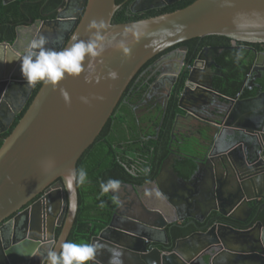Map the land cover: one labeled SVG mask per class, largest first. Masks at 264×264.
<instances>
[{"label": "water", "instance_id": "1", "mask_svg": "<svg viewBox=\"0 0 264 264\" xmlns=\"http://www.w3.org/2000/svg\"><path fill=\"white\" fill-rule=\"evenodd\" d=\"M172 3L134 0L130 8L139 13ZM119 7L116 0H63L57 17L42 21L40 30L36 27L40 21L17 27L13 43L0 42V119L11 114L9 125L0 133L10 129L19 112L10 96L28 86L20 63L32 40L44 35L46 47L53 49L61 41L57 51L69 47L73 37L96 40L104 48L102 55L90 60L98 83L86 82L84 75L69 76L56 88L42 83L0 147V223L18 212L0 227V239L10 246L0 256V264H47L41 256L43 248L58 250L68 240L79 209V191L74 186L68 192L65 176L77 169L79 159L149 60L178 43L209 35L264 42V0H195L172 12L116 23L113 17ZM73 8L76 11L71 13ZM92 21L103 26L90 29ZM112 70L118 73L117 79L108 77ZM61 88L70 94V104ZM211 91L191 75L180 103L186 98L200 101L199 92ZM216 92L224 101L216 107L209 104L207 111L217 117V123L204 119L196 126L184 124L196 132L197 139L181 158L193 160L190 176L176 171L173 152L152 181L153 193L146 197L137 189L142 215L121 217L115 199L118 206L109 225L91 241L105 245L103 254L109 257L108 247L117 245L123 250L124 264H264V155L249 151L252 148L247 145L252 142L241 139H252V145L258 142L264 151V91L245 99ZM81 97H87L88 103ZM42 193L40 200L21 211ZM190 225L195 231L178 238L172 250L149 249L152 242L168 243V228ZM56 227H62L57 239ZM108 231L126 239L109 237ZM99 260L97 255L90 264H101Z\"/></svg>", "mask_w": 264, "mask_h": 264}, {"label": "flooded vegetation", "instance_id": "2", "mask_svg": "<svg viewBox=\"0 0 264 264\" xmlns=\"http://www.w3.org/2000/svg\"><path fill=\"white\" fill-rule=\"evenodd\" d=\"M23 1L25 2V4L26 2L28 4L31 0ZM171 1H173V3L170 5H173L183 0ZM170 5L168 4L166 6ZM59 8L54 17H52L51 13L47 12L42 13V16L37 18H33L30 16L28 19L23 20V22L17 27L30 26L35 22L40 21L36 26L37 29L40 30L43 26L42 21L55 19L60 10ZM155 9L160 8H151L135 14H143ZM75 11L76 8L70 10L71 13ZM230 42V45H225L222 40H218L215 43L212 41L211 43V40H194L193 38L178 43L149 60L140 69V71L137 73V75L134 77V79L131 81L128 88L124 92L122 96L123 100L121 99L123 103H121V105L119 106L118 116L122 118L127 117L129 123L134 124L138 128V131L140 133V135L138 136L139 139H142L144 141L153 140L155 141V143L158 141L160 142L161 133L163 131H166L164 126L167 122V119L170 118L173 114L175 115L169 134L170 137L168 141V154L160 163L158 173L161 170L164 160L170 154H173V152H175L174 167L180 175H182L180 172L182 164L184 162H187L188 160H192L191 158H187L185 161L181 160L184 154L190 153L191 145H194V143H196L197 141V139L194 137L196 132L194 130L185 128L184 124L187 121L192 122V124H195V126L203 123L205 121L204 119L212 120L213 122L217 123V117H212L211 113L207 111V108L209 104L210 107H216L221 105L222 101H224V99L220 98V96L217 95L216 91H219V89L215 86V84L220 83V81L222 79H225L227 76V67L224 60L222 59L223 53L227 50L225 49L226 47H233L232 49H237L240 52H243V62L241 64L246 69V72L242 77L241 89L237 93L239 94V98L245 99L251 97L252 95L258 94L260 91H264V42L259 43V46L253 45L255 43H243V41L234 39H231ZM60 44L61 41H59L57 46L59 47ZM57 46L55 48L56 50H58ZM191 75L196 82H199L201 85L203 84L204 86L213 89V91L199 92L200 101H190V99L186 98L183 99V101L180 103L181 94L186 88L188 78ZM38 84L34 87L25 86L23 89L19 90L17 96H10L9 101L12 103L13 107H15L19 111L18 114L24 109L32 95V92L35 90ZM174 102H176V105L173 104ZM173 109L176 110L175 113V110ZM11 112H13L12 108ZM10 116L11 114L6 117H2L3 119H5V123L1 122L0 131L9 125L11 121ZM176 120L177 127L176 129H174V123ZM234 121L236 123L241 122L240 119H234ZM12 124L10 125V128ZM241 139L247 142V144L249 142L253 143L252 139L245 136H242ZM252 143L248 144L249 146L247 145V148H252V150L249 151H252V153L254 152V154L257 153V155H259L260 153L261 155H264V151L262 150L261 145L258 142L254 143V145H252ZM134 153L136 157L133 159V166L136 165L140 167V163L142 161V157L140 156L141 153L138 151H134ZM124 155L128 156L127 153H124ZM151 161L152 163H154V158H152ZM168 163H171V160H169ZM150 168L151 166L148 167V170H150ZM132 173L135 177L134 182H136L138 178L137 176L140 174H137L134 171ZM153 180L144 181V183L139 184L133 182H124L123 180L120 181V189L117 192L110 191V194L115 201L114 211L118 206L115 200L117 199L120 203L119 215L121 217L122 215H142L143 210L141 208L138 191H140V194L142 196L149 197L153 193ZM142 185H144V187H140ZM43 195L44 193L38 195L29 204L24 206L21 211L27 209L33 203L40 200ZM262 202L263 201L261 200L259 204H261ZM17 214L18 212L0 223V227L4 224H8ZM121 217L117 218L121 220ZM261 218L264 219V213L261 215ZM57 228L58 227H56V229ZM6 229L5 231L8 232L9 229ZM170 230L172 229L168 228V235L169 232H171ZM106 235L109 237H113L116 240L126 239L125 237L113 231L106 232ZM8 238L10 239V241H12V236ZM160 238L164 239V236H160ZM0 240L1 256L3 253H5L8 245L6 241H2V239ZM169 242L170 241H168V243L152 242L151 244H149V249L154 246H164L166 248L162 250L167 251ZM9 247L10 246H8V248ZM110 247H117V245ZM48 248L49 246L44 247L42 253L46 254ZM97 255L100 258L99 261L101 262V264L102 260H109V257L102 252H99ZM217 264L221 263L218 262Z\"/></svg>", "mask_w": 264, "mask_h": 264}, {"label": "trees", "instance_id": "3", "mask_svg": "<svg viewBox=\"0 0 264 264\" xmlns=\"http://www.w3.org/2000/svg\"><path fill=\"white\" fill-rule=\"evenodd\" d=\"M133 1L134 0H116V3L120 7L114 14L113 22H129L172 12L188 6L195 0H183L170 6L150 10L143 14H135L131 11L130 6ZM62 4L63 0H31L28 4L27 2L25 4L23 0H16L8 4L0 0V42L13 43L16 38V27L21 24L23 20L28 19L30 16L33 18L41 17L42 13L46 12L51 13L52 17H54ZM201 39L211 40V43L212 41L215 43L218 40H222L225 45L231 44V38L222 35H209L203 38H194V40ZM253 45L259 46V43ZM238 54L240 55V59H237ZM242 55L243 52L237 49H229L223 53L222 59L227 67V76L225 79H222L220 83L215 84V86L225 95L234 97L241 89L242 77L246 72V69L241 64L243 62ZM41 85L42 82L35 88L28 103L17 115L11 128L0 134V147L4 139L11 133L32 103ZM122 100H120V103L100 135L83 153L77 163V169L84 168L87 171L88 178L85 184L78 186L79 209L76 221L68 238V240L73 242L90 244L92 238L103 231L111 221L115 201L110 192L107 194L101 192V182H107L110 178L138 184L153 180L158 173L160 163L168 154L169 134L175 115L173 114L167 119L164 126L166 131L161 133L160 142L158 141L155 143L153 140L144 141L138 138L140 135L138 128L134 124L129 123L127 117L122 118L118 116L119 106L123 103ZM173 104L176 105V102ZM175 112L176 110L174 113ZM134 151L141 153L140 156L142 157V161L140 167L136 165L133 166V159L136 157ZM124 153H127L128 156H125ZM152 158H154V163L151 161ZM149 166H151L150 170H148ZM194 166L192 160L184 162L180 169L181 174L185 177H189ZM133 171L140 174L137 176L139 179L137 178L136 182H134L135 177L133 176ZM61 229L62 227L56 229V239L60 235ZM170 231L168 250L173 249L178 238L188 236L195 231V228L192 225L188 227L175 226ZM160 248L165 249L166 247L160 246ZM88 264H90V262H88Z\"/></svg>", "mask_w": 264, "mask_h": 264}, {"label": "clouds", "instance_id": "4", "mask_svg": "<svg viewBox=\"0 0 264 264\" xmlns=\"http://www.w3.org/2000/svg\"><path fill=\"white\" fill-rule=\"evenodd\" d=\"M103 23L92 21L90 29L102 27ZM74 42L67 48L59 51L48 48V40L44 35L39 36L30 42L29 50L24 55L20 63V71L27 81L29 87H34L42 82L44 85L58 87L65 78L79 77L84 75L86 82H92L93 79L98 83L99 77L95 76V68L90 63L91 58L102 55L104 48L99 46L96 40L87 41L73 37ZM123 47V45H121ZM125 54L130 50L125 48ZM240 59V55H237ZM111 79H117L118 73L112 70L108 73ZM66 103H71V96L66 89H60ZM84 103H88L87 97H81ZM88 178L87 171L84 168L71 169L65 176V184L68 192L71 194L74 186L83 185ZM121 187V182L117 179H109L107 182H101L100 189L103 194L110 191L117 192ZM73 209L75 205H72ZM105 248V245L99 241L94 243H76L71 240L63 241L58 245V250L49 247L45 253H41L42 259L47 264H88L94 261L97 254ZM110 253L108 264H124L123 250L117 247H108Z\"/></svg>", "mask_w": 264, "mask_h": 264}, {"label": "crops", "instance_id": "5", "mask_svg": "<svg viewBox=\"0 0 264 264\" xmlns=\"http://www.w3.org/2000/svg\"><path fill=\"white\" fill-rule=\"evenodd\" d=\"M9 107H10V105H8V108H9ZM0 120H1V122L5 123V121H4L5 119L1 118ZM0 124H1V123H0Z\"/></svg>", "mask_w": 264, "mask_h": 264}]
</instances>
